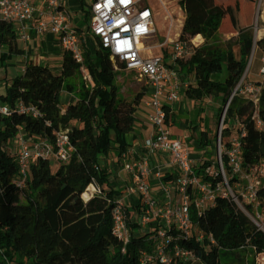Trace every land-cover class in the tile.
I'll return each mask as SVG.
<instances>
[{
    "label": "trees",
    "instance_id": "16d2710c",
    "mask_svg": "<svg viewBox=\"0 0 264 264\" xmlns=\"http://www.w3.org/2000/svg\"><path fill=\"white\" fill-rule=\"evenodd\" d=\"M178 4L183 14L179 39L202 38L190 58L179 62L180 70L193 78L184 89V97L220 99L219 115L245 70L253 45L264 51V37L254 39L252 29L243 28L235 37L223 39L219 28L224 10L215 0H178ZM79 5L80 17H87L81 0ZM233 44L239 47L238 58ZM0 49V61L23 53L13 25L2 20ZM104 54L97 39L90 48L82 38L80 61L63 50L60 71L53 72L46 64L27 60L23 71L10 78L6 92L0 94L8 106V113L0 114V264H141L140 252L150 250L152 229L136 233L143 207L140 199L126 206L129 241L123 245L112 234L111 211L119 192L106 189L111 176L106 161L114 156L118 169L122 167L121 155L130 147L126 137L135 136L134 112L144 89L136 93L132 106L118 111L114 73ZM224 68L222 79L213 80L212 75ZM63 95L68 96L65 102ZM18 102L32 107L35 114L20 111ZM230 102L236 108L229 104L225 117H238L245 130L241 137L243 160L253 165L264 155V131L257 129L252 119L256 111L264 122V88L257 107L251 99L236 94ZM204 125L193 140L196 149L211 144L213 122L210 119ZM195 129L193 125V133ZM20 131L51 143L58 132L65 133L73 145L69 159L57 163L54 170L49 160L35 159L24 185L18 186V166L9 145ZM231 134V127L223 124L222 146H227ZM209 164L204 161L197 171ZM91 182L101 191L84 200L82 193ZM258 194L263 207L264 189ZM192 218L202 232L201 239L195 234L178 236L172 243L192 251L197 264H235L236 254L243 247L247 249L246 264H256V258L264 253V233L229 198L216 197L212 205ZM156 225L151 223L154 229Z\"/></svg>",
    "mask_w": 264,
    "mask_h": 264
},
{
    "label": "built area",
    "instance_id": "2783aa9c",
    "mask_svg": "<svg viewBox=\"0 0 264 264\" xmlns=\"http://www.w3.org/2000/svg\"><path fill=\"white\" fill-rule=\"evenodd\" d=\"M66 1L0 0V20L12 24L17 41L24 44L31 41L32 34H52L56 43L72 53L78 61L81 60V39L88 35L98 40L108 57L113 55L118 64L133 67L144 76L145 83L141 86L146 93L145 104L151 109L148 117L150 132L144 140L143 151L127 148L121 155V171L128 174L130 182L126 196L136 194L137 200L143 203L137 218L139 227L136 233H142V227L153 231L150 250L140 252V263L196 261L192 251L172 243V240L193 234L201 239L202 232L196 228L192 217L212 205L216 197L231 199L264 233V206H261L258 194L264 189V155L253 165L244 163L241 137L245 130L237 116L238 130L234 131L230 126L232 134L227 146L220 143L222 122L231 97L242 94L247 97L254 95V100L259 99L264 88V53L260 57L257 81L245 82V68L233 88L219 119L214 141L215 158L204 160L210 164L203 171H197L189 136L176 137L169 128L170 109L180 97L182 70L179 62L189 59L194 47L202 43L200 35H195L189 41L179 39L183 21L180 7L182 19H178L173 27L171 18L165 26L164 40L159 42L154 27L157 14L154 0H81L89 13L87 24L82 27L76 26L78 20H73ZM158 1L164 5L163 0ZM157 48H160L159 53L154 52ZM16 106L20 111L35 114L32 107H25L21 102ZM7 113L8 106L0 99V114ZM252 119L256 128L264 131V122L256 111ZM13 142L18 166L15 183L18 186L24 185L30 164L35 159H47L56 164L66 162L73 150V145L63 132H58L51 143L46 138L27 136L20 131L14 136ZM154 154L165 156L164 165L151 162ZM214 167L215 170L212 169ZM165 169L169 171L167 174ZM168 176L170 178L165 180ZM86 191H89V195L87 198L82 196L84 200L101 189L91 182L85 188ZM126 196L115 195L111 211L112 234L123 245L131 235L127 226ZM154 222L157 223L156 229L151 227ZM256 264H264V253L256 258Z\"/></svg>",
    "mask_w": 264,
    "mask_h": 264
},
{
    "label": "rangeland",
    "instance_id": "374dc122",
    "mask_svg": "<svg viewBox=\"0 0 264 264\" xmlns=\"http://www.w3.org/2000/svg\"><path fill=\"white\" fill-rule=\"evenodd\" d=\"M75 1L76 0H70L69 6L74 8L75 7ZM222 3V7L225 10V17L223 19L222 25H221V32L219 33L223 39H227L230 37H235L237 33L239 32L240 29L243 28H251L253 31L254 39H257L259 37H264V1L263 0H219ZM164 5L161 4L158 0H154V6L157 11V14L155 15V30H156V36L158 37V41L161 42L164 40V33H165V26L167 25L168 22H170L172 18L173 22V27L175 24H177L178 19H182V16L179 15L181 13L179 9V4L178 0H163ZM86 9V7H85ZM71 12H75L70 8ZM76 12H79L77 10ZM166 15H169L168 18H165ZM181 15H183L181 13ZM77 19V18H76ZM80 23L82 26H85L87 24V21L89 19V13L88 16H81L80 18ZM173 29L171 31L170 36L172 37ZM86 44L92 48L93 43L95 44V39L92 37H89L86 35L84 37ZM20 46L23 45L22 42H19ZM220 45V44H219ZM232 50L237 52V49L239 48L238 45L233 44ZM105 52V51H104ZM155 53L160 52V48H157L154 50ZM264 51L261 50L260 48L256 47L255 44L253 45L252 52L248 58L247 64H246V79L245 82H250V83H255L257 81V71L260 66V57L263 55ZM104 57L106 58V61H108L109 57L104 54ZM118 64V63H117ZM108 65V64H107ZM118 65H122L121 63ZM109 67V66H108ZM110 68V67H109ZM111 69V68H110ZM113 71V69H111ZM114 73V71H113ZM225 73V68L223 71L219 74H214L212 75L213 80L220 81L222 79V75ZM15 74V73H14ZM180 90L179 94H183V100H179L176 102V107L174 108V112H172V117L174 119V123L172 126L173 131L176 132V134L182 135L181 132H184L186 135H189V145L192 147V158L194 164H196V167L198 166L206 159H213L215 158L214 154V141L215 139L213 138L214 134L217 133V128L219 125V119L220 116L222 115V110L224 105L222 106V109L217 115L218 107L221 106V101L220 99H215L213 101H208V99H202V100H184V84H189L193 83V80H191L190 76H188L184 71L180 72ZM115 83V82H114ZM145 83V79L142 83V85ZM142 86L139 87V90H142ZM138 90V91H139ZM239 97H247L246 95H238ZM254 95H250L247 98H250L255 106L257 107L258 105V99L257 101L254 100ZM134 97H131L129 99H125L123 101H118V111L128 109L130 106H132V101ZM146 93H144L136 106L139 112H144V111H149L151 112V109L147 106H145V101H146ZM233 105L234 108H236V105L233 104L232 102L229 101L228 105ZM202 107V108H201ZM198 111L197 117L195 116L193 118V114L195 112V115ZM204 113V114H203ZM204 116H206V122H209L211 119V122H213V128H210V134L209 137L212 139L210 146H207L204 149H196L195 146L193 145V140L196 139L198 136V133H200V130L195 131V133L191 132L190 130V124L193 122H198L199 123V129H201L204 124L205 119ZM191 120V121H190ZM227 123L229 126L232 127V130L237 131L239 128V124L236 120V114H233L230 117H225L223 118L222 125ZM215 124L216 127H215ZM169 128L172 131L171 124H169ZM173 133V132H172ZM9 150L12 154L15 153V143L13 140L10 141V146ZM110 159H107L106 164L108 163L109 166H112L110 164ZM51 166L52 169L54 170L57 167V164L51 161ZM120 169V168H119ZM215 170V167L212 168ZM112 173V171H111ZM167 174V173H165ZM118 178L121 180V182H125L129 180V176L125 171H120ZM109 189L113 190L115 194H118L116 191L119 192L121 195H127L126 193V188L125 187H117V186H112L109 187ZM173 194V193H172ZM175 194V192H174ZM131 197L137 196L136 194H131L129 195ZM136 198V197H135ZM134 199L128 200V204H133ZM147 227H142L141 231L142 233L144 231H147ZM246 256H247V249L245 247L241 248V250L236 254V260L235 264H237L238 260L241 261L242 264H246ZM193 264H197L194 262Z\"/></svg>",
    "mask_w": 264,
    "mask_h": 264
},
{
    "label": "crops",
    "instance_id": "0c3cea01",
    "mask_svg": "<svg viewBox=\"0 0 264 264\" xmlns=\"http://www.w3.org/2000/svg\"><path fill=\"white\" fill-rule=\"evenodd\" d=\"M69 1L70 0L66 1L68 6L70 3ZM215 2L222 7V3L219 0H215ZM79 7H80L79 0H76L75 1V7L74 8L70 7V8L73 11H75L72 13V15H73L74 21L78 20L76 26L82 27V25L80 23L81 17L79 18V16H80L79 12H76L79 9ZM223 10H224V8H223ZM224 17H225V10H224V15H223V18H222V21L220 24L219 33L221 32V25H222ZM18 44H19V42H18ZM19 46H20V44H19ZM20 47L23 49L22 54L11 55L10 57L6 58L5 60L0 61V94H3L6 92L9 79L12 78L13 76L19 75L23 71L24 65H25L27 60H31V61H33L35 63H39V64H46L53 72H59L60 71V60H61V55H62L63 49L56 43L55 38L52 34L47 33V34L42 35V36H35L32 34L31 41H29L27 44L23 43V45ZM1 52H3V49H0V53ZM233 52H234V55L238 58L239 57V48L237 49V52L234 50H233ZM190 78H191V80L193 79L192 76H190ZM186 87H187V84H184V89ZM62 99L65 102V101H67L68 96L63 95ZM180 99L183 100V94H181V96L179 97V100ZM185 99L186 98L184 97V100ZM197 101H199V100H197ZM176 102L172 105V107L170 109V114H171L170 124L174 123V119L172 117V112H174V108L176 107L175 106ZM136 109H137V107H135V112H134V115L137 118V122L135 123V126H134L135 136L133 138V136L130 134L126 137V140L130 143L129 148H133L137 152H141L144 150V147H143L144 140L150 132V123H149V119H148L150 113H149V111L139 112ZM197 115H198V111H197L196 115L194 112L192 119H194L195 116L197 117ZM204 118L206 121V116H204ZM204 124H205V122H204ZM204 124H202L203 127L201 129H199V123L198 122L195 121V122L191 123L190 124L191 132L193 131L192 130L193 125H196V129H195L196 132H197V130H200V132H201L206 126ZM173 127H175V125L172 126V124H171L172 132H173L174 136L181 137V136L186 135L185 130H184V132H181L182 135L176 134V132L173 131ZM187 136H189V135H187ZM165 160H166L165 156L161 155V154H154L151 157V162L154 163L155 165H161V164L164 165ZM109 162H110V164H112V166H109L108 163H107V166L112 171V173H111L110 179L108 181V186L109 187H112V186L121 187L122 186V187L127 188V186L130 184V182H129V180L125 181V182H121V180L118 178V175H119V172L121 171V168L118 169V167L115 163V157L111 156V159ZM165 172L168 173L169 171L167 172L165 169ZM119 195H121V194H119ZM135 197L134 196L133 197H131V196L127 197L126 196L125 202H127V205H130V204H128V200H131V199H134L133 204H135L137 202V196H135Z\"/></svg>",
    "mask_w": 264,
    "mask_h": 264
},
{
    "label": "bare ground",
    "instance_id": "6f19581e",
    "mask_svg": "<svg viewBox=\"0 0 264 264\" xmlns=\"http://www.w3.org/2000/svg\"><path fill=\"white\" fill-rule=\"evenodd\" d=\"M107 64L114 71L117 100L123 101L134 97L144 81L142 73L128 65H118L113 55L109 57ZM255 100L257 101V98ZM88 195L89 191L82 194L84 198ZM237 264L242 263L238 260Z\"/></svg>",
    "mask_w": 264,
    "mask_h": 264
},
{
    "label": "water",
    "instance_id": "95a60500",
    "mask_svg": "<svg viewBox=\"0 0 264 264\" xmlns=\"http://www.w3.org/2000/svg\"><path fill=\"white\" fill-rule=\"evenodd\" d=\"M246 68V67H245ZM227 106V104L225 103V106L224 107H226ZM221 117V116H220Z\"/></svg>",
    "mask_w": 264,
    "mask_h": 264
}]
</instances>
